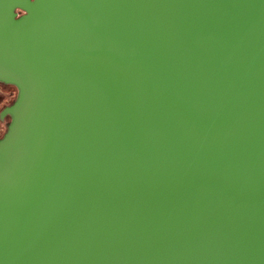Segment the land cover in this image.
Wrapping results in <instances>:
<instances>
[{
  "label": "water",
  "instance_id": "1",
  "mask_svg": "<svg viewBox=\"0 0 264 264\" xmlns=\"http://www.w3.org/2000/svg\"><path fill=\"white\" fill-rule=\"evenodd\" d=\"M0 264H264V0H0Z\"/></svg>",
  "mask_w": 264,
  "mask_h": 264
},
{
  "label": "rangeland",
  "instance_id": "2",
  "mask_svg": "<svg viewBox=\"0 0 264 264\" xmlns=\"http://www.w3.org/2000/svg\"><path fill=\"white\" fill-rule=\"evenodd\" d=\"M17 96L18 90L16 87L0 84V138L5 135L8 125L11 122L10 117L1 118L2 111L5 107L13 104Z\"/></svg>",
  "mask_w": 264,
  "mask_h": 264
},
{
  "label": "flooded vegetation",
  "instance_id": "3",
  "mask_svg": "<svg viewBox=\"0 0 264 264\" xmlns=\"http://www.w3.org/2000/svg\"><path fill=\"white\" fill-rule=\"evenodd\" d=\"M11 105H12V104H11ZM11 105H9V106H11ZM9 106H8V107H9ZM5 108H7V107H5ZM5 108H4V109H5ZM4 109H3V110H4ZM7 117H9V116H7Z\"/></svg>",
  "mask_w": 264,
  "mask_h": 264
},
{
  "label": "trees",
  "instance_id": "4",
  "mask_svg": "<svg viewBox=\"0 0 264 264\" xmlns=\"http://www.w3.org/2000/svg\"><path fill=\"white\" fill-rule=\"evenodd\" d=\"M14 102H15V101H14ZM14 102H13V103H14ZM6 132H7V131H6ZM1 138H2V137H1ZM1 138H0V139H1Z\"/></svg>",
  "mask_w": 264,
  "mask_h": 264
}]
</instances>
